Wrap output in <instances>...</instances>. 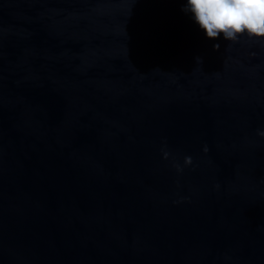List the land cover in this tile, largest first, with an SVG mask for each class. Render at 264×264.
I'll return each mask as SVG.
<instances>
[{
    "label": "water",
    "instance_id": "1",
    "mask_svg": "<svg viewBox=\"0 0 264 264\" xmlns=\"http://www.w3.org/2000/svg\"><path fill=\"white\" fill-rule=\"evenodd\" d=\"M184 6L0 0V264H264V40Z\"/></svg>",
    "mask_w": 264,
    "mask_h": 264
},
{
    "label": "clouds",
    "instance_id": "2",
    "mask_svg": "<svg viewBox=\"0 0 264 264\" xmlns=\"http://www.w3.org/2000/svg\"><path fill=\"white\" fill-rule=\"evenodd\" d=\"M182 10L209 40L235 43L245 35L264 40V0H185ZM219 46L216 43L213 48Z\"/></svg>",
    "mask_w": 264,
    "mask_h": 264
}]
</instances>
